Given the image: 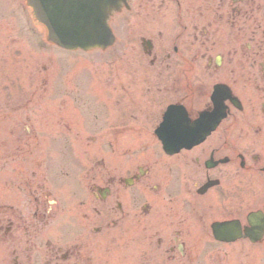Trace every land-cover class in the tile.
Wrapping results in <instances>:
<instances>
[{
    "label": "flooded vegetation",
    "instance_id": "1",
    "mask_svg": "<svg viewBox=\"0 0 264 264\" xmlns=\"http://www.w3.org/2000/svg\"><path fill=\"white\" fill-rule=\"evenodd\" d=\"M131 6L155 21L174 11L171 26L141 36L140 48L155 54L151 65L162 75L156 79L162 93L131 100L130 120L117 127L147 135L130 145L157 149L144 154L142 167L131 163L121 172L103 170L105 160L96 162L92 176L78 167L79 173L67 174L70 190L61 197L53 196V159L18 158L15 205L7 201L6 146L0 145V264H109L113 251H128L130 264H182L188 257L204 261V249L212 264L223 258L247 264V256L264 264V0H131ZM166 31L169 43H160ZM3 75L0 68V83ZM217 84L226 85L227 115L216 131L196 146L167 153L155 131L168 106L195 120L214 109ZM4 99L0 92V104ZM168 204L191 214L194 228L173 223L167 234L165 223L151 224L157 205L165 218ZM250 213L257 215L255 240L215 238L216 221L238 220L245 232ZM54 220L60 231L40 238Z\"/></svg>",
    "mask_w": 264,
    "mask_h": 264
},
{
    "label": "rangeland",
    "instance_id": "2",
    "mask_svg": "<svg viewBox=\"0 0 264 264\" xmlns=\"http://www.w3.org/2000/svg\"><path fill=\"white\" fill-rule=\"evenodd\" d=\"M164 13L165 18L155 21L137 15L130 18L125 12L115 19L119 35L115 47L106 52H66L47 42L44 28L33 21L25 0H0V68L5 71L0 92L5 88L6 96L0 104V130L4 131L1 139L8 147L7 158L14 157V147L34 143V135L38 150L19 157H40L46 147L57 160L79 157L93 164L103 157V170L113 173L117 169L124 171L131 163L140 164L144 150L151 155L157 149L154 145H130L145 139L146 134L126 133L115 127L122 119L130 120L131 100L153 99L146 95L160 94L158 85L152 86V92L148 89L157 82L156 77L160 78V72L148 64L152 57L139 48V38L149 29L171 26L174 11L168 8ZM127 18L128 26L123 21ZM164 35L161 42L157 36L158 43L170 40V32ZM28 133L34 134L32 138L27 137ZM66 138L69 145L65 144ZM11 163L13 160L8 165ZM14 166L7 167V176L14 175ZM10 179L7 190L14 189L15 183ZM167 208L163 221L167 234L171 222L184 221L194 228V219L188 213H175L169 204ZM156 210L151 219L156 221L151 224L159 222L158 205ZM108 254L113 258L110 264H130L128 251ZM250 261L247 259V264L260 263L256 258Z\"/></svg>",
    "mask_w": 264,
    "mask_h": 264
},
{
    "label": "water",
    "instance_id": "3",
    "mask_svg": "<svg viewBox=\"0 0 264 264\" xmlns=\"http://www.w3.org/2000/svg\"><path fill=\"white\" fill-rule=\"evenodd\" d=\"M125 2L126 0H30L37 18L47 25L50 40L71 49L105 48L112 44L114 37L108 20ZM217 119L219 122L220 117L217 116ZM173 141L178 140L171 135L170 142Z\"/></svg>",
    "mask_w": 264,
    "mask_h": 264
}]
</instances>
